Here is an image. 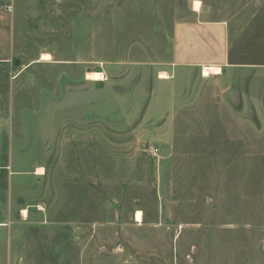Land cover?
Masks as SVG:
<instances>
[{
  "label": "rangeland",
  "instance_id": "rangeland-1",
  "mask_svg": "<svg viewBox=\"0 0 264 264\" xmlns=\"http://www.w3.org/2000/svg\"><path fill=\"white\" fill-rule=\"evenodd\" d=\"M193 1L0 0V264H264V0ZM194 13L237 68L172 70Z\"/></svg>",
  "mask_w": 264,
  "mask_h": 264
},
{
  "label": "crops",
  "instance_id": "crops-1",
  "mask_svg": "<svg viewBox=\"0 0 264 264\" xmlns=\"http://www.w3.org/2000/svg\"><path fill=\"white\" fill-rule=\"evenodd\" d=\"M194 14L196 16V13ZM196 17L191 21L175 23L173 26L172 58L170 63L172 70L174 67H181L183 70L195 72L200 71L202 76H204L202 72L204 66H218L220 68L219 73L213 75L215 77H221L223 73H228L231 70L237 68V64L231 63L229 61L230 55L228 51V38L224 22L207 21L200 19L198 16ZM36 174L41 175L37 172ZM36 210H38L37 212H40L41 208ZM19 211L21 213L22 219L24 220H27L26 217L28 218V216L31 214L30 210L26 207L19 208L18 214H20ZM23 211H26V217H23ZM32 215L34 214L32 213ZM6 225L7 224L5 223H0V228H5ZM74 232V229H72L71 233L73 234ZM82 249L86 250L87 261L89 262L88 241L86 245H84V242H82Z\"/></svg>",
  "mask_w": 264,
  "mask_h": 264
},
{
  "label": "bare ground",
  "instance_id": "bare-ground-1",
  "mask_svg": "<svg viewBox=\"0 0 264 264\" xmlns=\"http://www.w3.org/2000/svg\"><path fill=\"white\" fill-rule=\"evenodd\" d=\"M199 5H200V2L198 0H194L193 1V10L199 11ZM50 58H51V56L49 53H42L39 61H50L51 60ZM219 71H220V68L218 66H204L202 72H203V75L207 77L211 74L219 73ZM159 77L166 78L167 74L165 72H161L159 74ZM86 78L92 79V80L103 79V74L100 71L99 72L98 71H90V72L86 73ZM36 172L42 174L43 173L42 168L38 167ZM23 217H26V211H23ZM135 218L137 221H141L142 216H141L140 211L136 212Z\"/></svg>",
  "mask_w": 264,
  "mask_h": 264
},
{
  "label": "built area",
  "instance_id": "built-area-1",
  "mask_svg": "<svg viewBox=\"0 0 264 264\" xmlns=\"http://www.w3.org/2000/svg\"><path fill=\"white\" fill-rule=\"evenodd\" d=\"M156 151H157L156 148H153V149L150 150V152H151L152 154H156Z\"/></svg>",
  "mask_w": 264,
  "mask_h": 264
}]
</instances>
